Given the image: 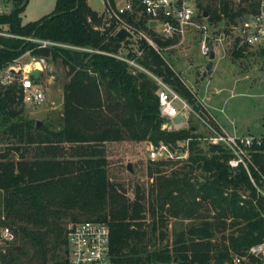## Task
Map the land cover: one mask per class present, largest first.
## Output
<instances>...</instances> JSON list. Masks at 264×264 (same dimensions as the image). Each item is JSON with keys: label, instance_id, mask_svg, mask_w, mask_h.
Segmentation results:
<instances>
[{"label": "trees", "instance_id": "1", "mask_svg": "<svg viewBox=\"0 0 264 264\" xmlns=\"http://www.w3.org/2000/svg\"><path fill=\"white\" fill-rule=\"evenodd\" d=\"M54 1L51 12L25 23L19 12L26 0L23 5L22 0H11V9L0 13V31L19 35L0 34V68L26 51L66 68L55 127L35 126L36 118L24 113L19 85L0 84V226L14 232L13 241L3 245L0 261L66 264L63 227L83 219L108 225L111 264H166L173 259L224 264L232 253L261 240V199L242 166L227 164L229 150L220 144L204 149L198 137L205 132L192 122V115L185 127L160 128L158 85L149 73L213 124L173 67L170 45L176 36L162 37L143 15L126 14L125 21L145 33L155 48L144 37L116 36L115 19L92 9L87 0ZM230 2L208 0L202 9L215 20L233 18ZM29 36L95 51L79 49L81 62L76 65L73 49L38 47L25 39ZM230 52L235 59L251 53L236 44ZM115 55L133 58L143 70ZM185 138L188 152L182 163L165 172L161 166L172 165V160L149 161L150 180L145 188L134 184L131 198L121 182L109 178L104 143L132 140L174 146ZM250 158L256 170L249 171L257 179L256 171L264 174V139L252 146ZM169 218L185 222L168 232Z\"/></svg>", "mask_w": 264, "mask_h": 264}, {"label": "built area", "instance_id": "2", "mask_svg": "<svg viewBox=\"0 0 264 264\" xmlns=\"http://www.w3.org/2000/svg\"><path fill=\"white\" fill-rule=\"evenodd\" d=\"M208 0H123L121 3H112L111 0H105L102 12L116 21V30L120 27L127 29L132 36L144 37L152 46H156L142 31L136 30L127 21L126 14L143 15L148 25L158 35L162 37L176 36V42L170 47L183 41L185 35L191 27H196L203 31L198 40L199 53L207 57L209 45H212L215 55V47L225 41L231 48L233 44L243 45L247 49L264 48V0H231V11L236 14L228 21L227 17L221 18V23L213 28L212 31L206 29L204 20L206 16L202 15L203 5ZM220 0H216L218 3ZM4 0H0V13L5 12ZM206 22V21H205ZM149 26V25H148ZM1 35L18 36L0 31ZM31 40L38 47L48 45L67 46L71 49H84L95 51L90 48H81L69 46L64 43L54 42L49 39H41L33 36L25 37ZM222 46V45H221ZM98 51V50H96ZM139 53V52H138ZM126 63L143 70L133 58L115 55ZM12 64V63H11ZM7 65L0 68V84L17 83L19 85L20 99L23 105L41 104L46 98V91L42 83L36 82V78L31 77L30 70L19 65ZM21 68V72H16ZM152 79L158 85L156 94L158 95V111L163 117L160 128L166 130H177L187 125V117L196 115L205 133L198 137L207 145L220 144L230 152L227 164L231 167L242 166L256 192L261 199V216L264 217V174L256 171L258 178L255 179L250 173L249 168L253 165L250 158V151L253 145L259 146L264 139V130L258 134L247 133L236 135L226 132L222 126L217 124L212 118L213 124L208 118L202 116L196 110H193L187 100L176 92L168 83L161 78L150 74ZM38 77V76H37ZM178 113L184 115L183 120L174 123L171 118ZM211 117V116H210ZM264 125V124H263ZM188 138L181 139L174 146L165 143L152 144L148 142L146 158L152 162L163 160L179 161L187 156ZM64 239L67 248L66 264H111L109 259V227L104 221L83 219L82 221L68 222L65 226ZM14 239L13 230L7 226H0V254L5 247L3 245L12 242ZM0 264H9L2 263ZM166 264H189L178 261H170ZM224 264H264V236L261 240L251 243L241 253H232L228 263Z\"/></svg>", "mask_w": 264, "mask_h": 264}, {"label": "rangeland", "instance_id": "3", "mask_svg": "<svg viewBox=\"0 0 264 264\" xmlns=\"http://www.w3.org/2000/svg\"><path fill=\"white\" fill-rule=\"evenodd\" d=\"M26 1L19 12L23 23L45 16L53 10L55 5L54 0ZM87 1L92 9L97 11L104 9L105 0ZM122 1L113 0L115 3ZM4 2L3 10L7 12L11 9L12 2L11 0H4ZM221 21V19L215 20L207 16V19L201 23H204L207 30L212 31ZM202 33L200 29L191 27L183 41L171 48L175 56L174 69L177 70L185 85L199 100L209 116L226 132L236 135L262 132L264 130V51L260 54L257 51L260 48L248 49L251 53L235 59L231 57V48L224 41L222 46L215 47V55L211 60L214 64L213 69L200 80V71L204 69L207 62L206 57L199 53L198 40ZM26 62H35L36 68L40 70L41 73L36 82L43 84L46 100L38 105H23L24 113L30 118L39 119L47 127H55L58 122V113L61 110V91L63 81L66 79V68L59 62L35 58L29 54V51L15 58L11 65L23 66L27 64ZM191 120L205 132L204 126L195 114L192 115ZM147 143L119 140L103 144L108 176L113 181L121 182L130 198L133 195L134 184H140L145 188L150 180L146 175L149 163L146 158ZM201 143L204 149L207 148L204 141ZM173 162L172 165L163 164L161 169L167 172L182 163L181 160ZM127 163L131 164V172L126 169ZM181 220L185 222V219L169 218L168 232L172 231V227L177 226ZM168 235L171 236L170 233Z\"/></svg>", "mask_w": 264, "mask_h": 264}, {"label": "water", "instance_id": "4", "mask_svg": "<svg viewBox=\"0 0 264 264\" xmlns=\"http://www.w3.org/2000/svg\"><path fill=\"white\" fill-rule=\"evenodd\" d=\"M23 2L21 3V5H23L25 3V0H22ZM203 16H206L207 15V12L205 11H202L201 12ZM153 21H149L148 22V25L149 26H152L153 25ZM116 36L118 37H131L132 36V33L130 31H128L127 29H124L123 27H120L116 30V33H115ZM209 45V49H208V54H207V57H206V63L204 65V69L201 71V74L199 75V78L202 80L204 75H205V72L206 71H209V69L211 68V65H212V59L214 58V50H213V47L212 45L208 44ZM72 57H73V61L76 65H79L80 62H81V52L80 50L78 49H73L72 50ZM18 73L21 72V68L17 69ZM30 74L31 76L35 79L37 78L38 76V70L37 69H33L30 71ZM184 119V115H182L181 113H178L177 115L173 116L171 118V120L174 122V123H178L179 120H183ZM42 124V122L39 120V119H36L35 121V126H40ZM126 169L131 172V164L130 163H127L126 164ZM176 259H173V261H175Z\"/></svg>", "mask_w": 264, "mask_h": 264}, {"label": "crops", "instance_id": "5", "mask_svg": "<svg viewBox=\"0 0 264 264\" xmlns=\"http://www.w3.org/2000/svg\"><path fill=\"white\" fill-rule=\"evenodd\" d=\"M88 2V1H87ZM99 11V10H98ZM102 11V10H101ZM175 56H172L171 58H174ZM23 66H25L24 68L25 69H28V70H33V69H37L36 67L37 66H35V65H33V64H31V62L30 63H27V64H24ZM213 67H214V64H213V62H212V65H211V68L209 69V71L211 70V69H213ZM38 70V75H39V72H40V70L39 69H37ZM202 71V70H201ZM201 71H200V74H201ZM209 71H206L205 72V75H204V77L209 73ZM200 79V78H199ZM205 79V78H204ZM201 80V79H200Z\"/></svg>", "mask_w": 264, "mask_h": 264}, {"label": "bare ground", "instance_id": "6", "mask_svg": "<svg viewBox=\"0 0 264 264\" xmlns=\"http://www.w3.org/2000/svg\"><path fill=\"white\" fill-rule=\"evenodd\" d=\"M27 63V62H26ZM32 64H34L35 62H31ZM35 65V64H34ZM36 66V65H35Z\"/></svg>", "mask_w": 264, "mask_h": 264}]
</instances>
